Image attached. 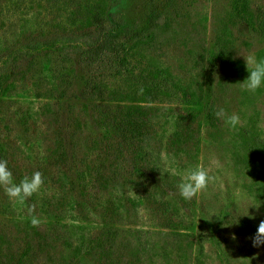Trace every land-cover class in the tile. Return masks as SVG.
<instances>
[{
	"label": "rangeland",
	"instance_id": "1",
	"mask_svg": "<svg viewBox=\"0 0 264 264\" xmlns=\"http://www.w3.org/2000/svg\"><path fill=\"white\" fill-rule=\"evenodd\" d=\"M236 1L0 0V160L17 183L44 178L24 204L0 187V264H264L251 240L264 220V87L242 86L244 57L264 58V0H246L243 17ZM98 4L135 72L171 77V100L147 99L118 58L84 57L106 32L90 23ZM93 78L121 95H90ZM129 114L144 125L133 141L119 125ZM198 163L216 180L185 200L177 185Z\"/></svg>",
	"mask_w": 264,
	"mask_h": 264
},
{
	"label": "trees",
	"instance_id": "2",
	"mask_svg": "<svg viewBox=\"0 0 264 264\" xmlns=\"http://www.w3.org/2000/svg\"><path fill=\"white\" fill-rule=\"evenodd\" d=\"M246 0H237L234 5V10L239 16L243 17V12L246 10ZM90 23L93 26L104 28L105 35L98 38L95 43L91 44L83 54L87 59L92 62L103 61L106 56L119 59L118 72L122 75L123 79L133 84L135 78L141 81L143 86V95L152 101H163L172 99L171 77L166 75L158 68L142 69V71L135 72L136 63L131 61L135 56L133 45L127 47L124 43L116 40L117 35L120 33L121 26L108 27V18L104 15V7L101 4L96 5L90 10ZM104 56V58H103ZM135 82H138V81ZM174 87V86H173ZM86 92L92 96L100 99L114 97L121 92L116 89H110L104 82L97 81L96 78L91 79L86 84ZM121 95V94H120ZM208 118L213 117V111L209 104H206ZM143 113V111L141 112ZM137 114H129L121 118L119 125L123 131L124 137L127 140L134 139L143 129V123L137 119ZM244 141L248 149H254L260 145L257 136L249 131L243 133ZM131 142V141H130Z\"/></svg>",
	"mask_w": 264,
	"mask_h": 264
},
{
	"label": "clouds",
	"instance_id": "3",
	"mask_svg": "<svg viewBox=\"0 0 264 264\" xmlns=\"http://www.w3.org/2000/svg\"><path fill=\"white\" fill-rule=\"evenodd\" d=\"M249 75L242 82V86L249 92H255L257 89L264 87V58L256 59L254 56L244 57ZM251 66V70H249ZM218 118L223 117L226 125L235 128L241 123L239 114H227L224 109H219L216 113ZM216 180V177L211 174L210 169L202 164H196L189 169L182 177L180 183L177 185L179 194L185 200H192L205 192L211 184ZM44 185L43 174L40 171H35L31 176L25 175L18 183L13 177L12 171L8 168L7 160H0V187L3 188L7 197L19 204H24L25 201L31 198L34 194L40 192ZM260 205L255 207L259 209ZM34 211V206L29 210V214ZM255 218V217H250ZM31 225L39 227L42 219L38 216H31ZM235 239V236H233ZM252 246H264V220H261L256 233L251 237Z\"/></svg>",
	"mask_w": 264,
	"mask_h": 264
}]
</instances>
